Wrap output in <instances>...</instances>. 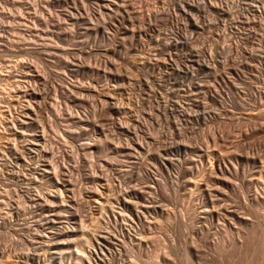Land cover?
<instances>
[{
    "label": "rangeland",
    "instance_id": "rangeland-1",
    "mask_svg": "<svg viewBox=\"0 0 264 264\" xmlns=\"http://www.w3.org/2000/svg\"><path fill=\"white\" fill-rule=\"evenodd\" d=\"M0 264H264V0H0Z\"/></svg>",
    "mask_w": 264,
    "mask_h": 264
},
{
    "label": "bare ground",
    "instance_id": "bare-ground-1",
    "mask_svg": "<svg viewBox=\"0 0 264 264\" xmlns=\"http://www.w3.org/2000/svg\"><path fill=\"white\" fill-rule=\"evenodd\" d=\"M36 5V4H35ZM39 8V7H38ZM176 8V7H175ZM34 13H35V11H34ZM38 13V12H37ZM157 14V13H156ZM158 15H160V13L158 14ZM157 15V16H158ZM43 17H44V14H43ZM50 20V19H49ZM106 21V20H105ZM48 22V21H47ZM193 36V35H192ZM198 37V36H197ZM170 41V40H169ZM167 46V45H166ZM200 59V58H199ZM209 59V56H208V58H207V55H204V57L203 58H201L200 60L202 61V62H207V61H209L208 60ZM212 60H214V59H212ZM151 61V60H150ZM210 62V61H209ZM202 64V63H201ZM206 64V63H205ZM146 66V65H145ZM209 66V65H208ZM172 74V73H171ZM194 80V79H193ZM174 83V82H173ZM38 92V91H37ZM114 97V96H113ZM119 105V104H118ZM120 106V105H119ZM124 107V106H123ZM30 122V121H29ZM102 134V133H101ZM17 145V144H16ZM140 153V152H139ZM174 159V158H173ZM56 169V168H55ZM101 177V176H100ZM60 181V180H59ZM60 191H62V190H60ZM40 192V191H39ZM53 193V192H52ZM65 196V195H64ZM125 198V197H124ZM128 199V198H127ZM125 200H126V198H125ZM120 202V201H119ZM55 206V205H54ZM147 207H149V206H147ZM63 228V227H62ZM70 229V228H69ZM131 229V228H130ZM67 230V229H66ZM61 231V230H60ZM69 231V230H68ZM129 231V230H128ZM103 235V234H102ZM110 237V236H109ZM106 238V237H105ZM117 238V237H116ZM73 240V239H72ZM100 241V240H99ZM111 241V240H110ZM115 241V240H114ZM123 243V242H122ZM101 247V246H100ZM117 247V246H116ZM95 251H97V250H95ZM64 252V251H63ZM93 253H94V251H93ZM97 253V252H96ZM100 254V253H99ZM90 257V256H89ZM94 257V256H93ZM100 257V256H99ZM89 259V258H88ZM64 260V259H63ZM104 260V259H103ZM89 262H91V260L89 261Z\"/></svg>",
    "mask_w": 264,
    "mask_h": 264
}]
</instances>
